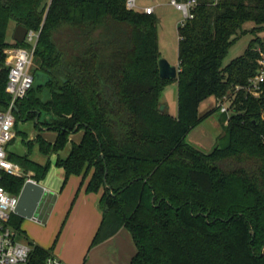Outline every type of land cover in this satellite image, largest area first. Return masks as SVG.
<instances>
[{"label": "trees", "instance_id": "1", "mask_svg": "<svg viewBox=\"0 0 264 264\" xmlns=\"http://www.w3.org/2000/svg\"><path fill=\"white\" fill-rule=\"evenodd\" d=\"M197 1L194 17L178 25L172 79L159 75L154 12L126 0H0V111L10 100L8 50L27 44L8 39L14 21L40 30L31 68L40 81L17 102L16 120L55 134L39 133L27 153H10L24 173H3L0 183L20 193L27 175L41 180L57 153L65 181L89 176L87 191L101 192L90 247L126 228L136 246L130 264H264V83L259 96L247 89L264 62V0ZM248 33L244 53L224 63ZM172 81L177 114L161 101ZM209 97L229 98V114L206 152L187 137L219 109L200 112ZM36 145L43 164L31 157ZM23 219L13 212L9 223L20 233ZM28 243L29 264H45L53 247Z\"/></svg>", "mask_w": 264, "mask_h": 264}, {"label": "rangeland", "instance_id": "2", "mask_svg": "<svg viewBox=\"0 0 264 264\" xmlns=\"http://www.w3.org/2000/svg\"><path fill=\"white\" fill-rule=\"evenodd\" d=\"M171 0H137L139 6L151 4L155 7L154 14L158 17L157 27H158V33H159V44H160V54L161 56L167 58L172 64H176L178 60V42H179V36H178V25L181 24V21L184 19V15L181 10L177 9L171 2ZM15 24L14 21H11L9 31H8V39L12 40L14 30H15ZM261 36L264 35V32L260 33ZM253 35L243 34L240 36L235 43L230 47V50L228 52V55L226 56L224 63L230 62L233 58L241 55L244 53L245 49L248 47L249 41L253 39ZM10 64V63H8ZM37 63L33 61L32 67H35ZM31 67V68H32ZM162 104L165 108H168L170 112L177 114L178 112V102H177V82L172 81L168 84V86L165 88L162 97H161ZM218 100H216L214 97H209L206 100H204L200 105V112L204 113L209 108L215 107L218 105ZM221 114L220 108L214 112L212 115L208 116L206 119L202 121L201 124H199L194 130L191 131L189 136L187 137L188 141L193 143L195 146L200 148L203 151H211L217 144H219V139L221 136L225 133L224 125L221 121ZM30 123H32L30 121ZM32 126V125H31ZM30 126V127H31ZM28 133L33 130V128H30L29 126H26ZM205 127V129L203 128ZM24 120H16V124L14 126V131L17 133V136L14 140L8 143L7 145V151L9 153L18 151L24 153L26 149H28L25 145L22 143V137L24 136ZM36 130V126L34 127ZM27 136V134H25ZM31 141L28 140L27 143ZM206 141H209L207 144ZM214 142V143H211ZM26 143V144H27ZM212 147H210L211 145ZM69 149V144L62 150V155L65 156L67 154V151ZM50 166L45 174V176L40 180L41 182H44L45 184L55 183L56 178V158L50 157ZM14 162V161H13ZM16 163V162H14ZM43 180V181H42ZM50 181V182H49ZM49 184L51 186L52 184ZM51 189L54 190V188L51 186ZM47 195H45L44 198H42L40 205L35 212L34 217L27 218L24 217L23 219V225L22 229L23 231L19 233L18 239L24 240V241H32L35 244L43 245L49 243L50 247H53L52 252L56 254L58 248L59 250L61 247L59 246L60 243H62V236L64 235V229L65 233H67L69 229V223H68V214L69 211L65 212L64 215L61 217L58 216V213L56 212L54 216L51 218L50 214L52 212V208L54 205V202L52 200L49 202H46ZM48 205L47 209H45V205ZM45 209V210H44ZM50 219V220H49ZM12 227L13 225L10 224ZM46 227H48L50 233L55 231L54 236L52 239H48L49 233L46 232ZM41 232V235L47 236L45 238H42L39 241L34 235ZM90 243H88L85 247H72V251H74V254L78 256L83 261L86 260V262H94L92 264H100L101 258H103L104 251H97L94 252V246L89 247ZM67 250V247H65ZM56 251V252H55ZM79 254V255H78ZM58 255V254H57ZM61 257V256H60ZM62 258V257H61ZM65 262H67L64 258H62ZM98 261V262H95ZM68 263V262H67ZM70 264V263H68Z\"/></svg>", "mask_w": 264, "mask_h": 264}, {"label": "built area", "instance_id": "3", "mask_svg": "<svg viewBox=\"0 0 264 264\" xmlns=\"http://www.w3.org/2000/svg\"><path fill=\"white\" fill-rule=\"evenodd\" d=\"M177 9L181 10L184 19L181 24L189 18L194 17L193 9L197 0H171ZM126 6L130 9H142L147 13L155 11L153 5L139 6L137 0H126ZM40 35V30L28 29L25 36L26 45L13 47L8 50V63H10L6 90L10 94L7 108L0 111V161L10 165L9 168L0 166V180L3 173L12 175L23 174L22 168L14 163L8 156L7 144L15 135L14 126L16 122L15 108L17 102L24 98L34 84V76L31 72L33 54ZM264 83V62L257 73L250 78L248 91L253 96H259L261 85ZM221 112H229V98L224 97L217 101ZM229 114V113H228ZM33 179L30 173L26 180ZM34 180V179H33ZM0 264H29L32 245L27 241L19 240V232L10 225L9 219L18 204L19 193L8 192L0 183ZM45 264H68L54 252L47 257Z\"/></svg>", "mask_w": 264, "mask_h": 264}, {"label": "crops", "instance_id": "4", "mask_svg": "<svg viewBox=\"0 0 264 264\" xmlns=\"http://www.w3.org/2000/svg\"><path fill=\"white\" fill-rule=\"evenodd\" d=\"M151 5V4H147ZM145 6V5H143ZM155 12V11H154ZM179 64V60H177L176 65ZM47 96L45 92V97ZM175 114V113H174ZM30 121L32 123H30ZM32 125V126H31ZM26 126H31L30 128H33L29 133L27 131ZM35 123L33 120H24V136L22 137V143L26 146V143L28 140H33L36 138V136L40 133L44 137H46L49 140H53L55 137V134L50 131H44L34 129ZM200 126V125H199ZM205 129V127H203ZM27 134V136H25ZM17 136V133H15L12 140H14ZM80 134L76 133L71 136V139L73 141H79ZM11 140V141H12ZM10 141V142H11ZM208 144L209 141H206ZM211 143H214L211 141ZM210 143V145H211ZM8 145V144H7ZM28 148V146H26ZM71 144H69V149L67 151V154L70 150ZM212 147V145L210 146ZM28 152V149L24 153L22 152H11L13 154L17 155H23ZM8 152V156H9ZM67 154L65 156H67ZM60 155L62 157H65L62 155V151L60 152ZM31 157L39 161L40 163H45L47 161V157L38 149V146H34V150L31 154ZM55 157L57 160L58 154L53 153L51 156ZM49 157V158H50ZM56 182L50 183L51 186L54 188V190L51 189V186L49 184H45L44 182H41L40 180H36L38 183L42 184L45 187V192L43 195V198L47 195L46 202H49L53 200L54 205L52 208V212L50 214V217L52 218L54 214L57 212L58 216L61 217L64 215L65 212L69 211L68 214V223H69V229L67 233H65L64 229V235L62 236V243H60L61 249L59 250L56 248L59 256L64 258L68 263L70 264H81L82 259H80L76 254H74V251H72V247L76 246L78 247H85L88 243H92V240L98 231V228L100 226V223L102 221L103 211L100 208V198H101V192H89L86 189L87 182L89 180V176L83 177V175H70L68 179L65 181V171L62 167H59L56 164ZM31 175V172H30ZM32 177V176H31ZM43 181V180H42ZM40 205V204H39ZM49 205V203H48ZM47 203L45 205V209L48 207ZM44 209V210H45ZM50 220V219H49ZM23 225V221H22ZM22 227V226H21ZM48 231L49 236L48 239H52L54 236L55 231L50 233L48 227H46V232ZM39 241L42 238H45L47 236H42L41 232L34 235ZM51 241H49L50 243ZM44 247H50L49 243L45 244ZM89 245V247H90ZM43 246V245H41ZM67 247V250L65 249ZM94 252L97 251H104L103 258H101L100 264H130V261L133 257V255L136 252V246L134 244V241L132 239V236L128 229L122 228L120 229L116 234L113 236H110L96 245H94ZM79 255V254H78ZM94 262H86V260L83 261V264H92Z\"/></svg>", "mask_w": 264, "mask_h": 264}, {"label": "water", "instance_id": "5", "mask_svg": "<svg viewBox=\"0 0 264 264\" xmlns=\"http://www.w3.org/2000/svg\"><path fill=\"white\" fill-rule=\"evenodd\" d=\"M28 28L22 24L15 27L13 38L18 42H24ZM159 75L162 78L176 79L178 76V65L172 64L167 58L160 56L158 59ZM39 74L35 75L34 84H39ZM17 106V105H16ZM4 111V110H2ZM45 187L36 180L28 179L25 181L20 193L15 213L22 217L32 218L37 211L43 198Z\"/></svg>", "mask_w": 264, "mask_h": 264}, {"label": "clouds", "instance_id": "6", "mask_svg": "<svg viewBox=\"0 0 264 264\" xmlns=\"http://www.w3.org/2000/svg\"><path fill=\"white\" fill-rule=\"evenodd\" d=\"M0 155H2V153H0ZM0 166H3L5 168H9L10 167V165H8V164H3L2 161H0ZM0 199H2V198H0Z\"/></svg>", "mask_w": 264, "mask_h": 264}]
</instances>
